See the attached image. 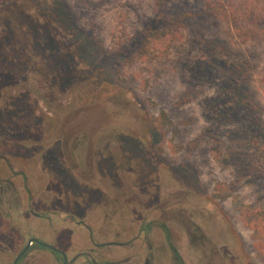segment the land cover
I'll use <instances>...</instances> for the list:
<instances>
[{
  "label": "rangeland",
  "instance_id": "obj_1",
  "mask_svg": "<svg viewBox=\"0 0 264 264\" xmlns=\"http://www.w3.org/2000/svg\"><path fill=\"white\" fill-rule=\"evenodd\" d=\"M21 1L39 25L0 43V153L43 179L120 165L122 193L146 200L160 178L216 223L223 261L264 264V41L233 42L206 0H166L185 40L149 61L158 0Z\"/></svg>",
  "mask_w": 264,
  "mask_h": 264
},
{
  "label": "flooded vegetation",
  "instance_id": "obj_2",
  "mask_svg": "<svg viewBox=\"0 0 264 264\" xmlns=\"http://www.w3.org/2000/svg\"><path fill=\"white\" fill-rule=\"evenodd\" d=\"M118 167L43 179L0 153V264H227L189 194L160 178L149 200L122 193Z\"/></svg>",
  "mask_w": 264,
  "mask_h": 264
},
{
  "label": "trees",
  "instance_id": "obj_3",
  "mask_svg": "<svg viewBox=\"0 0 264 264\" xmlns=\"http://www.w3.org/2000/svg\"><path fill=\"white\" fill-rule=\"evenodd\" d=\"M5 2L11 3L7 4ZM5 2L3 5L0 3V43L5 34L11 32L25 35H27V32H34L36 25H39L37 16H34L30 11H21V8L20 13L14 11V7L20 4L21 0H8ZM9 4H13V9L6 10ZM165 4L166 0L157 1L156 10L158 11L153 19L158 24L144 39L139 50L140 59L152 61L151 54L159 58L165 57L170 53L176 42L182 43L185 40V36L179 28V25L184 22L185 15L177 18H166L163 13L166 8ZM203 13L217 18L219 22L223 23L228 37L233 42L256 45L264 41V0H206ZM21 21L23 24H19ZM43 26L44 31H48L47 27L51 28L50 22L43 24ZM30 33L29 35H31ZM49 34L48 39L50 42H54L55 40L53 41L51 37L52 34ZM3 59H5L4 55L0 52V60ZM130 60H133L132 57ZM7 80V76H0V89H8ZM259 85L264 96V64L259 72Z\"/></svg>",
  "mask_w": 264,
  "mask_h": 264
}]
</instances>
